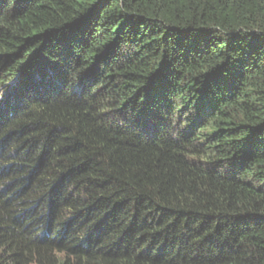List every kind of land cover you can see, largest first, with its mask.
<instances>
[{
    "label": "trees",
    "instance_id": "1",
    "mask_svg": "<svg viewBox=\"0 0 264 264\" xmlns=\"http://www.w3.org/2000/svg\"><path fill=\"white\" fill-rule=\"evenodd\" d=\"M0 264H264V0H0Z\"/></svg>",
    "mask_w": 264,
    "mask_h": 264
},
{
    "label": "rangeland",
    "instance_id": "2",
    "mask_svg": "<svg viewBox=\"0 0 264 264\" xmlns=\"http://www.w3.org/2000/svg\"><path fill=\"white\" fill-rule=\"evenodd\" d=\"M179 123L181 126H183V122L179 121L177 124L179 125ZM177 124H176V127H179Z\"/></svg>",
    "mask_w": 264,
    "mask_h": 264
}]
</instances>
